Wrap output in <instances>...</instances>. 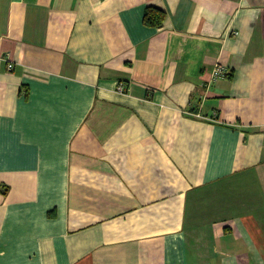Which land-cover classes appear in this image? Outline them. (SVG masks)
Masks as SVG:
<instances>
[{"label": "crops", "instance_id": "1", "mask_svg": "<svg viewBox=\"0 0 264 264\" xmlns=\"http://www.w3.org/2000/svg\"><path fill=\"white\" fill-rule=\"evenodd\" d=\"M0 264H264V0H0Z\"/></svg>", "mask_w": 264, "mask_h": 264}, {"label": "trees", "instance_id": "2", "mask_svg": "<svg viewBox=\"0 0 264 264\" xmlns=\"http://www.w3.org/2000/svg\"><path fill=\"white\" fill-rule=\"evenodd\" d=\"M165 17V13L161 10L154 9L152 7H147L143 22L146 26L159 27Z\"/></svg>", "mask_w": 264, "mask_h": 264}, {"label": "built area", "instance_id": "3", "mask_svg": "<svg viewBox=\"0 0 264 264\" xmlns=\"http://www.w3.org/2000/svg\"><path fill=\"white\" fill-rule=\"evenodd\" d=\"M8 68L10 69L11 66L9 65ZM228 74H229V72L226 70V68H224L221 64H218L212 73L213 81L217 80L219 78H224V77L228 76ZM117 88L120 92L123 91V87L121 85H119Z\"/></svg>", "mask_w": 264, "mask_h": 264}]
</instances>
